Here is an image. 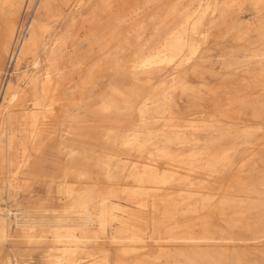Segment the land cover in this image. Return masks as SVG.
Wrapping results in <instances>:
<instances>
[{
  "label": "rangeland",
  "instance_id": "374dc122",
  "mask_svg": "<svg viewBox=\"0 0 264 264\" xmlns=\"http://www.w3.org/2000/svg\"><path fill=\"white\" fill-rule=\"evenodd\" d=\"M153 1L93 46L103 0H0V139L42 168L0 176V264H264V0ZM84 191L111 225L74 213Z\"/></svg>",
  "mask_w": 264,
  "mask_h": 264
},
{
  "label": "bare ground",
  "instance_id": "6f19581e",
  "mask_svg": "<svg viewBox=\"0 0 264 264\" xmlns=\"http://www.w3.org/2000/svg\"><path fill=\"white\" fill-rule=\"evenodd\" d=\"M172 1L173 3L178 2V4L185 5L187 0H162L160 6L163 8V6H166ZM188 1H190L191 3L196 2V0H188ZM7 3H9V1H7ZM154 4L155 1L153 0H103L102 5L101 6L99 5L100 7H98L89 18L83 20V22L81 23V30L86 31L87 33V37L85 41L92 43L93 46H99L112 37L115 36L120 37L122 35L120 29H118V27L116 26H120L122 24H130L131 29L140 28L141 26H143L145 22V18L146 19L149 18L153 13ZM112 22L115 23V26H109L108 23H112ZM69 40H70L69 34H66L65 36L61 37L58 41L57 48L51 52V55H61L67 48ZM37 50H38V41L35 38V36H32L29 38L27 42L23 43L20 54L22 56H25L26 54H35ZM157 56L150 55L144 58L140 62V64L142 66H150L155 62V58ZM52 66H53L52 70L48 72L46 76V80H47L46 85L42 90V94L44 96L47 95L52 90L53 91L57 90V85H54L53 74L59 70L58 63H53ZM11 90H12V85H9L6 88L4 98L7 97V95L10 93ZM11 120L12 117H8L6 121L0 122V132L3 129H7L9 127ZM34 120L35 123H37V120L36 119ZM31 147L32 148L27 147V145L24 143H21L18 147L14 142V140H9L7 143L3 144L2 140L0 139V176L12 178L13 180H18L22 175H28V177H32V178L38 177L42 172V168L40 164L39 165L36 164V166L34 165L35 163L34 160L37 157L36 156L37 147L35 145ZM26 169L29 170L25 172ZM75 172L78 173L79 178H83V174L75 169L72 170L71 173H69V177L76 176ZM68 193L71 196V193L69 191ZM85 193L86 191H84L81 195H79V197L75 199L74 204L71 206V208L74 210V213H77L79 216H82L85 219H87L89 225L94 223H99L100 226L103 227L109 225L112 221L111 215L108 211L104 210L103 200L100 201L98 200L96 203L95 202L91 203L86 198ZM121 231H122L121 228L116 231L117 236L120 235ZM3 232H7L6 225L3 227ZM75 238L76 237L75 236L73 237V235L70 237L67 236L68 241L71 242H76ZM115 263H116L115 261H111V264H115Z\"/></svg>",
  "mask_w": 264,
  "mask_h": 264
}]
</instances>
